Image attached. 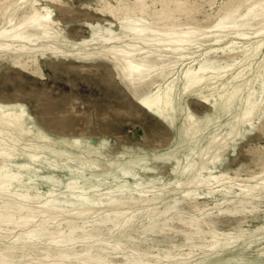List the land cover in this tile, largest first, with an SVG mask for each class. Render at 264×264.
<instances>
[{
	"label": "bare ground",
	"instance_id": "1",
	"mask_svg": "<svg viewBox=\"0 0 264 264\" xmlns=\"http://www.w3.org/2000/svg\"><path fill=\"white\" fill-rule=\"evenodd\" d=\"M117 1L118 3L114 5L112 0H107L110 5L107 8V13L112 19L104 17L105 21L103 22L84 21L89 34L73 40L61 33L57 26L60 22L58 18H54L52 8L41 0H0V57H10L17 66L25 69L31 68L33 71L38 70L40 56L48 53L56 57H72L79 61L104 59L112 65L120 82L125 85L135 100L164 123L175 127L176 94L178 93L176 80L179 77L176 75V66L185 60V57L188 56V50L192 49L194 52L202 50L200 54L204 56L198 60L196 65L193 64L184 68L181 75L184 79L183 91L194 89L202 84L206 78L214 76L211 74L217 76L220 73L222 75L225 70L230 71L239 59H251L264 46V0H239L238 3L241 2L237 5L225 4L219 10L217 9V20H214L213 25L210 24L215 27L214 29L211 27L214 32L212 37H209V34L213 32L207 35L208 27L211 29L210 26L193 25L191 20H181L183 15L188 20L195 18L194 14L201 11L199 4H192L189 0H134L133 6H128L123 0ZM193 1L195 3V0ZM157 2L159 6L155 5ZM243 6H246L245 11H241ZM100 9L102 10V8ZM207 15L212 16L209 12ZM115 26L116 28H114ZM230 34H233L232 38L224 44V37L226 38ZM253 38H255L254 41H252ZM238 39L249 40L251 46L239 45L241 41ZM208 40H210V46L200 48ZM227 43H231V45H227ZM61 44L67 45L68 48ZM213 52L216 54L212 55ZM219 57L230 58L231 62L227 61L226 64H221ZM249 65L250 63L244 65L243 69L236 74L235 72L231 73L232 75L230 74L231 76L227 78L229 80L222 82L223 90H219L220 87H218V97H214L216 102L213 105L221 102L223 110H230L236 99L239 98L241 100L240 112L234 115L233 120L224 124L222 131L215 132L208 138L207 144L199 151L200 160L192 170V174L185 182L177 183L175 188L181 189L183 198H176L173 203L168 202L169 204H166L163 209H158L156 204L158 203L157 200L162 197L161 192L143 196L142 192L148 190H145L144 186L141 187L142 185L139 186L141 181H138L133 188L138 192V195L131 190L132 193L122 195L120 190H125L128 186L121 184L118 186L121 195L114 194L111 188L107 193L106 200H102L111 204L112 211L103 218L95 219L91 225H89L87 217L91 208L86 205L91 195L89 196L87 187L82 186L81 189L76 190L79 186L78 180L73 176V173L84 174L89 167H86L84 162L77 163L74 159L79 155L85 157L96 155L105 158L108 154L106 149L109 140L99 139L93 143L87 139L55 134L39 122L24 102L0 101V233L2 229H8L9 224H12L13 227L21 226L22 228L26 225L25 227L30 229L31 226L29 225V227L27 224L34 221L33 217L38 215L37 218H39L40 215L38 223H35L31 230L24 228L25 231L20 232L23 230L21 229L19 234H15L11 242L0 243V264H11L18 255H21L20 257L26 256L30 254L28 252L31 250H42L45 257L54 256L65 261L73 259L75 264H158L164 258L169 261L175 260L174 263H176V259L179 258L180 260L177 255H185L187 258L196 247L202 248L209 245L215 253L220 251L217 249L219 246L222 249L223 239L231 240L233 237L243 236L245 230L242 228L235 235L232 231H218L212 227V223H215L214 216L220 213L214 215L212 212H206L204 215L197 216L198 214H195L196 216L188 218L176 210L177 213L175 214L169 215L168 213L170 210L176 209L178 203L186 199L189 200V198H194L195 206L198 207L196 188L199 187H208L213 189V192L218 191L225 194V201L232 205H228L225 209L220 207L218 210L222 213L236 214L242 212L248 204L256 202L261 197L263 199V172L258 173L257 171L258 174L245 177V181L243 183L238 182L239 185L236 188L232 184H225L218 189H214L215 186H212V180H216L218 183L227 177L231 178L232 176L227 172L222 171L217 174L211 170L208 176H203V172L210 168L209 165H215L219 160L218 148L225 146L229 140L234 139L241 132V125L245 122L252 123L253 118L263 108L264 79L262 78L261 86L256 90L254 88L256 82L254 81L257 77L242 78L243 72L249 68ZM226 72H224L225 76ZM209 74L211 76H208ZM244 88H246L245 93H243ZM205 99L207 101L208 98L205 97ZM194 113L190 110L186 116L185 131L187 132L191 130L192 133H196L200 129ZM152 155L155 157V154ZM141 159H145L144 156L138 155L130 162L133 167H137ZM191 163L188 161L182 166L181 171H186ZM131 169L130 165L124 164L121 168L122 175L119 176L124 177L131 174ZM46 170L52 173L57 170H66L72 175L66 183L67 190L65 196L62 194V199L57 195H49L50 197H43V200H39L41 191L35 193L32 190L37 184L35 182L37 176L35 178L34 176ZM137 173L135 171L133 174ZM251 180H254V183H250ZM188 184H192L195 188L184 186ZM12 187H15V190H12ZM131 201H142L145 206L141 209L137 207L130 212L128 209L123 210L122 205L124 206ZM76 205L83 206L75 207ZM66 206L74 208L68 209ZM179 206L182 207L180 204ZM216 206L218 207L219 204ZM66 209L71 211L68 218L64 222L60 219L62 222L57 221L55 223L56 216ZM209 210L207 208L208 212H210ZM198 211L200 212V210ZM160 216H164L162 222L159 221ZM145 217L148 218V222L142 224V233H140L143 234V237L138 238L140 242H142L141 240L144 242L148 233L173 230L172 221L178 219L183 224L180 231L184 233L187 245H190V251L181 252L179 250L180 252H175V249H168L165 252H156V254L150 255V251L141 249L139 241L136 240L137 237L132 236L129 231ZM262 229H264V223L256 231ZM206 234L210 237L209 240L206 238ZM127 237L133 239V245H127L130 240L127 241ZM112 238L113 240H111ZM78 241L83 242L80 248L75 246ZM250 241L255 240L251 239ZM39 242H43V245H40ZM225 247L227 246L225 245ZM181 248L183 249V247ZM162 249L164 250L166 247ZM260 254L264 256V250ZM118 256L119 259H115ZM61 264L69 263L61 262Z\"/></svg>",
	"mask_w": 264,
	"mask_h": 264
},
{
	"label": "rangeland",
	"instance_id": "2",
	"mask_svg": "<svg viewBox=\"0 0 264 264\" xmlns=\"http://www.w3.org/2000/svg\"><path fill=\"white\" fill-rule=\"evenodd\" d=\"M123 1L128 6L134 5V0ZM189 1H191L190 3L192 4H199V7L201 6V11L194 14L195 18H190L188 20V18L183 15L181 20H191L190 22H192L193 25H204L203 27L210 26V28L212 27L214 29L215 27L211 25H213L217 20L216 13L222 6L225 4L234 6L243 0L239 3V0H206V2L205 0H197L198 2L200 1L199 3H196V0L195 3L193 0ZM41 2L48 4L52 8L54 18H58L60 22L57 26L59 27L61 33L67 38L73 40L89 34V30L84 25V21L89 20L103 22L105 21V18L112 19V17L107 13V8L110 6L107 0H41ZM112 2L114 5L118 3L117 0H112ZM155 5L159 6V3L157 2ZM100 8H102V10ZM244 8L246 9V6H243L241 11H245ZM208 12L211 13L212 16H208ZM197 13L200 14L198 15ZM200 19L204 22L202 23ZM205 22H207V24H204ZM208 22L210 23L208 24ZM114 28H116V26ZM212 28L209 29L208 27V30L205 28V30H207V35L213 32ZM247 30L249 31L250 29ZM213 34L214 32L209 34V37H212ZM232 35L233 34H230L226 36V38L224 37V44L232 38ZM238 40L241 41V44L239 45H247L248 47L251 46V42H249V40ZM254 40L255 38L252 39V41ZM209 42L210 40L205 41L200 48H207L210 46ZM228 44L231 45V43H227V45ZM61 45L68 48L65 44ZM201 51L202 50L194 52L192 49H190V51L188 50V56L185 57L184 61L179 62L176 66V75H179V77L176 80L178 93L176 94L177 113L175 127H171L164 123L151 112L146 110L137 100H135L125 85L120 82L112 65L104 59L79 61L72 57H56L48 53L44 56H40L38 70L33 71L31 68L25 69L17 66L13 63L10 57H0V101L24 102L30 111L37 117L39 122L55 134L72 138L87 139L91 140L93 143L99 139L109 140V145L106 149L108 154L105 158L102 156L98 157L96 155L87 157L79 155L74 159L77 163L84 162L85 166L89 167V169L84 173L85 175L73 173V176L77 178L79 185L76 190H79L82 186H84L88 188L87 190L89 196L91 195L86 203V205L91 208L88 214L89 216H87L89 225L93 224L95 219L103 218L112 211L111 204L103 201L106 200L107 193L111 188V191H113L114 194L119 195L120 192L118 186L121 184H126L129 187L125 188L126 191L122 189L120 190L122 191V195H128L132 192L138 195V192L133 189L136 186L134 184L138 181H141L139 186L142 185L141 187L144 186L145 190H148L144 193L142 192L143 196H145V194L161 192L162 197L157 200L158 203L156 206H158V209H163L166 204L173 203L176 198H183L181 189L175 187L178 185L177 183L185 182V180H187V178L192 174V170L196 167V165H198V161L200 160L199 151L207 144L208 138L213 133L222 131L224 124L233 120L234 115L240 112L241 100L239 98L236 99L230 110H223L221 102L213 105L216 102L214 97H218V87H220L219 90H223L224 88L221 87L223 86L222 82L229 80L227 78H229L234 72L236 74V72L243 69L244 65H248L249 63V68L243 72L242 78L257 77V80L255 79L254 81L256 82L254 83V88L256 90L260 88V83H262V80L264 79L263 46L258 50V53L251 58L252 60L249 59L250 62L246 58H242V60H238V63H236L237 65L235 64L231 67L232 69L230 71L225 70L224 72H228H226V76L224 75V72L222 75L221 73L217 74V76H215L216 74H211L214 76L209 74L208 76L211 77L208 79L206 78L202 84L196 86L194 89L183 91L184 79L181 77L182 72L184 68L189 65H196L198 63V60L204 56L200 54ZM214 54L216 53L213 52L212 55ZM227 61L231 62V59L219 57V63L226 64ZM257 73L258 76H256ZM245 92L246 88L243 90V93ZM205 97L208 98L207 101ZM190 110L193 113L195 112L194 114L200 125V129L196 133H192L191 130L188 132L185 131L187 125L186 116ZM263 110L264 105L262 110L253 118L254 120L252 123H243L241 125V132L234 139L229 140L225 146L219 147L218 152L216 151L220 154L218 160L219 162L217 161L215 165L210 164V168L203 172V176H208L212 170L217 174H220L222 171L227 172L232 177H227L225 180L221 179L222 182L218 181V183L220 182L219 184L216 180H212V186H215L214 189H218L225 184H232L236 188L239 183H243L245 181V177L248 178V176L256 174L257 171L258 173H264V171H262L264 170V127H262L264 126ZM260 128L263 129L261 130ZM120 149L124 151H121ZM152 154H155V157ZM138 155L144 156L145 159H141L139 165L137 167H133L130 161L135 159ZM255 155L256 157H254ZM205 157L207 156L205 155ZM188 161L192 163L186 170L187 172L181 171L182 166ZM124 164L130 165L132 172L127 176L120 177L119 175H122L121 168ZM175 164L177 165L175 166ZM95 166L98 167L94 168ZM135 171L138 173L133 174ZM70 176L72 175L66 170H57L55 173L47 170L40 172L34 176V178L36 177L35 182L37 184L32 190L35 193H39L40 191L42 192L39 193V200L48 198L50 197L49 195H57L62 199L63 195L65 196L67 190L66 183L68 182ZM229 180L230 182H228ZM249 182L254 183V180ZM152 185L155 186L152 187ZM184 186L186 188H195L192 184ZM12 190H15V187H12ZM212 190L213 189L208 187L196 188L197 193H195L197 194L198 207L195 206L196 201L194 198H189V200L186 199L178 203V207L170 210L168 214L171 215L172 213L175 214L179 212L181 215L183 214L184 217L188 218L190 216H196L197 214V216L204 215L206 212H212L214 215L220 213L219 215L214 216L215 223H212V227L218 231H232L235 235L238 234L240 232V228H242L245 230V234L243 236L240 235L242 236H239L240 238L237 236L238 239L237 237H233L231 240L223 239L222 249L221 246L217 248L220 250L219 252L213 253V249H211L209 245L202 248L196 247L195 250L189 254L190 257L188 255L186 258L185 255L181 256L179 254L177 257L179 256L181 261L178 258L176 259V263H174L175 260L169 261L164 258L162 259L163 261L160 260L158 264H264V256L260 254L264 250V229L256 231V229L264 223V197L263 199L261 197L256 202L248 204L242 212H238L236 214H232L230 212L222 213L218 210L220 207L225 209L228 205L231 206L232 204L225 201V194L218 191L213 192ZM144 204L145 203L142 201H131L127 202L124 206L122 205V207L123 210L128 209L130 212L135 208L137 209V207L140 209L143 208V206H145ZM179 204L182 207H180ZM216 204H219V206L217 207ZM82 206L83 205H76L75 207ZM66 208H68V206H66ZM72 208L74 207L68 209ZM179 208L183 209L181 210ZM207 208L208 210L210 209V212L207 211ZM66 210L62 213L60 212L56 216L57 220L55 218L56 222L54 220L53 222H64L71 213V211ZM198 210H200L201 213ZM125 211L128 213L127 210ZM37 216L33 217L34 221H31V223L33 222L32 224H27L28 226H31H29L30 229L26 228V225L22 228L21 226L13 227L12 224L8 225V229H2V232L0 233V243L7 244L11 242L14 239L15 234H19L21 229L23 230L20 232L25 231L24 228L26 230H31L35 226V223H38L40 215L39 218H37ZM162 219L164 220V216H160L159 221L162 222ZM176 220L178 219H174L173 221L175 222L172 221L173 230L148 233L145 238L147 241L144 239V242L143 240L140 242L139 239L143 237V234L141 235L143 227L142 224L148 222V218H142V221L140 220L137 222L135 227L138 231H136L135 227H133L129 233L132 234V236L137 237L136 240L139 241V247L150 251V255H154L156 252L162 253L168 249H175V252H188L190 251V245H187L184 233L180 231L183 224L180 223L179 220ZM108 225L111 226V224ZM206 238H208V240L210 239L207 234ZM129 239L130 238L128 237L126 238L127 241ZM251 239H254L255 241H250ZM111 240H113V238ZM132 241L133 239H130L127 245H131L134 242ZM39 244L43 245V242H39ZM82 245V241H78L75 244L76 248H80ZM169 245L171 247H167ZM225 245L227 247H225ZM165 247L166 249L163 250L162 248ZM181 247H183V249ZM28 253L30 254L23 257L18 255L17 258L11 262V264H61V262L75 264L72 261L73 259L65 261L61 258L59 260V257H45V255L42 254V250H31ZM115 259H119V256L115 257Z\"/></svg>",
	"mask_w": 264,
	"mask_h": 264
}]
</instances>
